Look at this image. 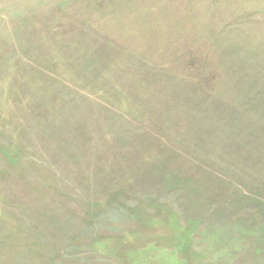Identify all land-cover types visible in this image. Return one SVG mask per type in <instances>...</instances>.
<instances>
[{"label": "rangeland", "instance_id": "obj_1", "mask_svg": "<svg viewBox=\"0 0 264 264\" xmlns=\"http://www.w3.org/2000/svg\"><path fill=\"white\" fill-rule=\"evenodd\" d=\"M0 264H264V0H0Z\"/></svg>", "mask_w": 264, "mask_h": 264}]
</instances>
